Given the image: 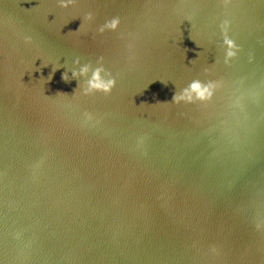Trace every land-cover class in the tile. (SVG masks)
<instances>
[{"label":"water","instance_id":"95a60500","mask_svg":"<svg viewBox=\"0 0 264 264\" xmlns=\"http://www.w3.org/2000/svg\"><path fill=\"white\" fill-rule=\"evenodd\" d=\"M59 4L0 0V264H264V0Z\"/></svg>","mask_w":264,"mask_h":264},{"label":"clouds","instance_id":"9594fccd","mask_svg":"<svg viewBox=\"0 0 264 264\" xmlns=\"http://www.w3.org/2000/svg\"><path fill=\"white\" fill-rule=\"evenodd\" d=\"M229 2L230 0H225L226 4ZM76 3L77 0H60L59 6L62 8H68L70 6H75ZM84 19L86 22H92L94 20V14L91 12L87 13ZM83 23L80 25V28L77 30V32L81 30ZM120 24V18L114 17L100 26L98 31L101 34L106 31H117L120 28ZM229 29L230 21L225 20L221 24V30L224 35V46L226 48V63L229 59L235 57L240 50L236 42L230 38ZM25 39L27 43H31V37H26ZM75 64L78 66V68L72 71L71 79L69 78L67 71L63 74L62 79L65 82H70L72 79L80 81V79L83 78L84 84L82 86V94L85 96L94 95L97 92L103 93L105 95H110L112 93L116 86V79L112 76V73L103 66V57H101L98 61L99 66L95 68H93L91 64H84L81 66L79 59H76ZM79 87H81V85ZM214 87L215 85L212 82L204 83L198 79L194 80L182 91L176 92L172 102L179 105L181 103L208 101L213 96ZM84 115L87 121L94 119V116L91 112H86ZM212 252H217V249L213 248Z\"/></svg>","mask_w":264,"mask_h":264}]
</instances>
